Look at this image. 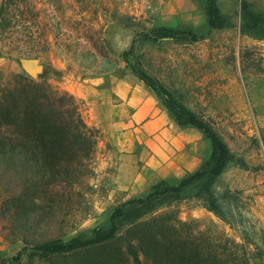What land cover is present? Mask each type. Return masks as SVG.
I'll return each mask as SVG.
<instances>
[{
	"label": "rangeland",
	"instance_id": "1",
	"mask_svg": "<svg viewBox=\"0 0 264 264\" xmlns=\"http://www.w3.org/2000/svg\"><path fill=\"white\" fill-rule=\"evenodd\" d=\"M3 1L0 0V5ZM201 1L204 6V0ZM216 1L222 12L232 14V26L198 31L196 40H189L190 35L183 34L180 40L153 41V29L147 28L149 15L120 9L116 0H15L10 6L15 12L10 25L0 28V69L5 73L29 74L22 59H37L43 69L34 78H47L74 93L82 102L85 119L91 123L92 116L87 109L95 98V91L89 88L92 98L83 97L79 90L82 82H92L95 75L104 73L110 66L126 63L131 70L134 66L154 77L177 101L187 107L192 105L203 117L209 109L199 99L203 92L198 91L186 71H179L181 64L175 60V55L187 51L191 44L196 50H201V44H205L208 49L204 50L215 52L217 59L227 52L222 58L233 68L264 64V40L240 32V0ZM252 1L264 8V0ZM146 3L147 0H140L137 8H143ZM106 35L109 39H105ZM245 72L247 75L240 76L242 92L238 98L244 114L211 121L204 117L235 155L226 165L225 177L219 180L218 175L211 186L214 195L226 193L221 201L227 216L235 222L233 226L203 206L195 196L197 186H190L179 199L142 217L162 215L149 225L151 230L140 228L144 247L138 261L121 244L111 245L105 254L97 256L93 245L72 254L53 256L50 260L38 259V255L24 247L23 241L7 240V236L11 238L14 233L1 212L3 193L0 192V235L4 242L17 246L14 252L0 255V260L5 264H163L155 252L158 247L151 232L160 228L158 223L170 221L175 216L189 222L195 232L224 234L245 243L250 264H264V75ZM228 112L231 116L234 110L228 109ZM97 155L89 183L82 186L83 195L68 200L57 186V196L41 202L53 210L57 221L54 228L63 232L65 239L79 232L88 236L96 226H107L115 206L132 197L143 196L151 189L127 196L125 190L115 188L116 158L109 159L102 150H98ZM243 235L249 238V243ZM21 250V258H13Z\"/></svg>",
	"mask_w": 264,
	"mask_h": 264
},
{
	"label": "trees",
	"instance_id": "2",
	"mask_svg": "<svg viewBox=\"0 0 264 264\" xmlns=\"http://www.w3.org/2000/svg\"><path fill=\"white\" fill-rule=\"evenodd\" d=\"M15 0H4L0 5V28L10 25L15 15L10 6ZM240 32L264 40V8L252 0H240ZM209 28L219 29L233 24L232 14L220 10L216 0H204ZM153 41L169 38L180 40L189 34V40L198 35L189 28L157 26L152 28ZM248 55H243V58ZM261 61V59H260ZM264 75V64L242 67ZM132 71L151 90L163 98V103L181 126L199 129L210 142V154L193 172L177 183L160 180L143 196L132 197L115 206L107 226L98 225L88 236L81 232L63 238L55 230L56 217L50 206L62 188L61 195L68 200L83 195L82 186L92 176L95 150L101 130L90 125L83 114L82 102L67 89L53 84L47 78L38 80L26 72L5 73L0 69V192L1 212L7 226L14 233L10 242L23 241L38 259L72 254L79 249L95 245V256L114 244L125 245L127 251L139 259L144 238L140 228L149 230L152 221L142 217L170 201L179 199L190 186H197L195 196L203 206L213 211L224 222L234 225L227 216L222 201L226 195H214L211 186L235 155L213 124L196 111L177 101L172 93L148 73L132 67ZM78 189V190H77ZM57 191V192H56ZM170 221L158 223L152 230L157 255L163 264H250L247 245L236 242L224 234L207 231L195 232L191 224L173 216ZM6 227V226H5ZM249 243L247 236L243 235ZM23 251L13 258L19 260ZM0 264H5L0 260Z\"/></svg>",
	"mask_w": 264,
	"mask_h": 264
},
{
	"label": "crops",
	"instance_id": "3",
	"mask_svg": "<svg viewBox=\"0 0 264 264\" xmlns=\"http://www.w3.org/2000/svg\"><path fill=\"white\" fill-rule=\"evenodd\" d=\"M139 12L149 15L147 28L163 25L195 32L209 29L201 0H147ZM201 45V50H196L191 44L174 58L181 64L179 71H186L198 91L203 92L199 99L209 108L203 117L211 121L244 114L238 100L242 92L240 76L248 72L229 66L222 58L227 52L217 59L215 52H207L204 49L208 47ZM89 88L95 91V98L87 109L92 121L87 122L102 132L95 162L98 150L109 159L116 158L115 188L125 190L127 196L145 192L160 180L178 181L209 156L210 142L203 132L178 124L159 95L126 63L110 66L95 75L92 82H82L79 90L83 97L92 98ZM188 107L197 111L192 105ZM228 109L234 110L231 116ZM227 168L219 174V180L225 177ZM16 247L4 242L0 235V255L14 252Z\"/></svg>",
	"mask_w": 264,
	"mask_h": 264
},
{
	"label": "water",
	"instance_id": "4",
	"mask_svg": "<svg viewBox=\"0 0 264 264\" xmlns=\"http://www.w3.org/2000/svg\"><path fill=\"white\" fill-rule=\"evenodd\" d=\"M22 63L31 76H36L43 69V65L35 58H23Z\"/></svg>",
	"mask_w": 264,
	"mask_h": 264
},
{
	"label": "built area",
	"instance_id": "5",
	"mask_svg": "<svg viewBox=\"0 0 264 264\" xmlns=\"http://www.w3.org/2000/svg\"><path fill=\"white\" fill-rule=\"evenodd\" d=\"M120 9L127 10L130 13L138 11V5L140 0H116ZM136 13V12H135Z\"/></svg>",
	"mask_w": 264,
	"mask_h": 264
}]
</instances>
